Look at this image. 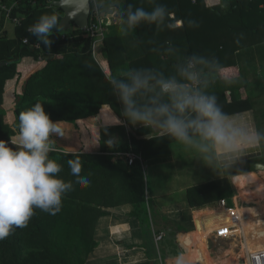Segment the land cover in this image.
<instances>
[{
	"label": "trees",
	"instance_id": "1",
	"mask_svg": "<svg viewBox=\"0 0 264 264\" xmlns=\"http://www.w3.org/2000/svg\"><path fill=\"white\" fill-rule=\"evenodd\" d=\"M53 1L59 0H0V4L8 3L11 8L6 17L21 24L16 26L15 38H0L1 140L10 141V137L17 135V131L6 123L2 104L5 86L19 76V66L25 58L45 62L46 65L25 82L21 91L16 89L14 113L17 130L19 114L40 102L52 120L59 122L58 127L64 133L78 121L100 124V113L104 107L119 117L123 116V105L110 83L111 78L123 79L126 72L135 69H152L165 76L176 75L178 67L184 65L188 58L193 55L202 57L204 51L200 44L209 30L229 25L231 21L246 26V29H249V24L264 25V0H219L212 6L207 5L206 0H97L99 11L105 16L110 14L114 3L116 17L120 21V24L108 26L111 28H107L105 39L96 45V51L101 48L99 52L106 63L100 65L93 52L94 42L87 31L59 32L63 13L52 5ZM159 5L173 13L172 22L167 26L142 21L134 28L128 27L129 6L133 11L136 8L151 11ZM46 13H55L60 18V24L48 37L51 43L47 45L29 32L30 26ZM178 21L183 25L177 26ZM25 40L29 44H25ZM37 45L40 48H36ZM197 67L206 80L217 77L219 73L215 67ZM107 70L111 77L106 76ZM247 106V101L241 100L229 105L227 110L235 113ZM163 137L168 143L174 141L166 134ZM133 149L137 152L136 148ZM124 150L128 152L130 149ZM118 151L114 149L109 153L103 149V144L100 154L52 150L50 158L62 165L58 175L71 182L72 187L66 192L58 212L50 214L37 209L26 227L14 228L8 237L0 240V264H87L100 246L97 238L100 220L106 216L107 209L121 205L124 196L131 206L130 216L141 222L145 234H152L151 205L147 200L141 163L136 161L129 165L126 154H117ZM77 158L82 164L81 175L90 182L87 186L76 182L78 177L71 174L67 163ZM262 162L239 164L235 167L236 173H253ZM223 183L218 191L222 197L232 198L229 181ZM162 264H167L164 257Z\"/></svg>",
	"mask_w": 264,
	"mask_h": 264
},
{
	"label": "crops",
	"instance_id": "2",
	"mask_svg": "<svg viewBox=\"0 0 264 264\" xmlns=\"http://www.w3.org/2000/svg\"><path fill=\"white\" fill-rule=\"evenodd\" d=\"M206 3L212 6L218 4L219 0H206ZM255 16L258 17L257 14ZM182 25V21L177 22V26ZM205 37L200 46L204 51L202 57L208 63L203 65L219 69L217 77L206 80L208 90L218 97L225 112L241 114L243 121L264 136L261 132L264 118V25L249 24V29H246V26L231 21L229 25L209 30ZM45 65V62L33 58L22 61L19 76L6 84L3 110L14 108L16 89L20 91L25 82L44 69ZM241 100L247 101L248 106L241 107V111L235 113L227 110L229 105ZM77 127L79 134L76 136L80 140L72 148H67L71 144L70 136ZM12 130L16 131L14 128ZM164 135L158 128L133 124L124 115L119 117L108 107L103 108L100 124L78 121L63 135H53L52 150H60L59 144H64L61 146L65 150L76 151L79 147L89 146L91 150L100 152L103 144V149L109 153L116 149L119 150L117 154L131 153L146 161L147 171L144 175L147 200L151 205L152 234H145L141 222L130 216L131 206L126 203L124 196L122 204L107 209L106 216L100 220L97 227L100 246L87 264H143L154 261L162 264L163 257L167 264H176L172 257L169 258L166 244V237L172 236V233L178 239L184 238L186 247L193 249L184 258L185 264L200 262L195 258L198 257L197 250L200 253L206 246L203 234L205 218L215 216L222 210L223 214L234 211L237 177L247 175H238L235 167L248 161L264 162V140L238 154L219 158L212 154V162L209 163L176 141L168 143ZM9 146L16 147L11 143ZM126 148L130 149L129 153L124 150ZM85 153L91 152L86 150ZM248 174L256 175L254 172ZM225 180L229 181L233 190L230 199L222 197L223 194L218 191ZM256 182L245 184L241 190ZM228 206L232 208L228 209ZM196 236L201 246L194 244Z\"/></svg>",
	"mask_w": 264,
	"mask_h": 264
},
{
	"label": "clouds",
	"instance_id": "3",
	"mask_svg": "<svg viewBox=\"0 0 264 264\" xmlns=\"http://www.w3.org/2000/svg\"><path fill=\"white\" fill-rule=\"evenodd\" d=\"M172 17L173 13L163 5L151 11L144 8L133 11L129 6L126 23L129 28L142 21L167 26ZM59 24L60 18L55 13H46L29 31L47 45L51 43L48 37ZM207 63L203 57L193 55L178 67L176 75L135 69L126 72L123 79L111 78L110 83L123 105V115L133 124L163 130L211 163L212 154L217 158L238 154L264 140V136L243 121L241 114L224 111L197 67ZM58 123L43 104L36 102L19 114V134L10 137L11 145L16 147L0 140V240L14 228L26 227L37 209L50 214L58 212L72 187L71 182L58 175L62 165L50 158V137L63 135ZM128 155L131 153L125 156ZM67 163L71 174L78 177L76 182L87 186L90 182L81 175L80 159ZM176 264H185L184 257H177Z\"/></svg>",
	"mask_w": 264,
	"mask_h": 264
},
{
	"label": "rangeland",
	"instance_id": "4",
	"mask_svg": "<svg viewBox=\"0 0 264 264\" xmlns=\"http://www.w3.org/2000/svg\"><path fill=\"white\" fill-rule=\"evenodd\" d=\"M193 2H196L197 0H192ZM13 2L11 1L10 4ZM114 11H111L110 14H107V22H109V26H114L117 24H120V21L117 19V9L115 7V4H112ZM11 12V8L8 6V3L0 4V38H15L17 33V27L20 26L19 23H15L14 21H11L9 18L6 17L5 14H9ZM106 14L104 13V16ZM63 16V14H62ZM103 16V15H102ZM103 16V17H104ZM3 19L4 25H3ZM111 27H108L110 29ZM76 29V27H73V30ZM30 32V31H29ZM101 48H98L93 51L94 55L96 56L97 60L100 61V65L103 63L106 64L103 60V54H101L100 51ZM41 62V61H39ZM107 77L110 76L109 70L105 71ZM17 83V87H18ZM6 87V86H5ZM21 91V90H20ZM5 92V89H4ZM4 104V103H3ZM2 104V105H3ZM9 104V103H8ZM17 104V101L15 103V106ZM14 106V108H15ZM3 108V107H2ZM14 108L6 111V123L8 127L16 129L17 133L19 131L17 130V117L14 113ZM103 114V109L100 113V119ZM260 114V113H259ZM15 116V119H14ZM261 132L264 134V118H262L261 121ZM79 134L78 127L76 128V132L70 136L69 142L71 141V144L67 148H72L74 146V143H78L80 138H78L76 135ZM50 138H55L53 135ZM58 137L56 136V140ZM1 140V139H0ZM10 143V141H8ZM67 144V143H66ZM60 149H63L61 145L64 146V144H59ZM77 147V145H76ZM92 147H83L78 148L76 151H83L86 150L91 152L89 154H100L98 151L91 150ZM68 150V149H66ZM72 151V150H70ZM261 166H264V162L261 164ZM256 175L258 176L259 181L256 183L251 184L249 187H245L244 190H241L235 185V191H236V202H234L233 212L227 211L225 214H223V210L220 213L215 214V216H209L205 218L206 222L203 224L204 227V236L206 237V246L204 247V250L200 251L197 250V258L200 260V262H205L206 264H210L208 262V259H211L216 261L218 264H230L229 260L233 259V254L236 255L237 261L239 260V264H244V259L247 258L246 251H247V240L244 236V231L242 230V220H241V213H259V216L257 219L262 221L260 230L264 231V170L255 171ZM252 194V195H251ZM247 197V198H245ZM252 197H254L252 199ZM252 199V200H251ZM232 208L228 206V209ZM254 224V222H253ZM176 235L172 233V236L166 237V244L167 249L169 252V258L172 257L173 261L176 262L177 257L183 256L184 258L188 257L190 253L193 251V249H188L185 245V239L181 238L178 239L175 237ZM206 253L208 254V259H206ZM174 264V263H173Z\"/></svg>",
	"mask_w": 264,
	"mask_h": 264
},
{
	"label": "water",
	"instance_id": "5",
	"mask_svg": "<svg viewBox=\"0 0 264 264\" xmlns=\"http://www.w3.org/2000/svg\"><path fill=\"white\" fill-rule=\"evenodd\" d=\"M52 5L63 13L59 32H71L73 27L86 31L90 25L92 14V0H59ZM4 64H1L3 67ZM256 170H264V166L257 165Z\"/></svg>",
	"mask_w": 264,
	"mask_h": 264
},
{
	"label": "bare ground",
	"instance_id": "6",
	"mask_svg": "<svg viewBox=\"0 0 264 264\" xmlns=\"http://www.w3.org/2000/svg\"><path fill=\"white\" fill-rule=\"evenodd\" d=\"M256 181H258V179L255 174H247L243 176H238L236 183H237V186L240 189H242L245 184L249 182H256ZM253 198L254 197H252V199ZM240 215H241V218L243 219L242 230L244 231V234H245L244 236L246 237V240H247V248H249L250 251L252 252H256L260 249H264V231L260 230L261 224L263 222L257 219L259 216V213H250V212L243 213L242 212ZM194 239H195L194 244L201 246L199 238L196 236ZM208 260L210 264H218L216 263V261L212 260L211 257ZM229 262L230 264H239V260L237 261V258L235 255L233 256V259L229 260Z\"/></svg>",
	"mask_w": 264,
	"mask_h": 264
},
{
	"label": "built area",
	"instance_id": "7",
	"mask_svg": "<svg viewBox=\"0 0 264 264\" xmlns=\"http://www.w3.org/2000/svg\"><path fill=\"white\" fill-rule=\"evenodd\" d=\"M92 4L94 7V10L92 12V23H90L88 29L86 30L88 32V36L92 38L93 40V51L96 49V45L99 42H102L105 39L106 33H107V28L110 25L109 22H107V17L104 16L98 8L97 0H92ZM113 8V6H112ZM114 11V8L112 9ZM104 17H103V16ZM96 22H94V19ZM66 38V37H63ZM25 44H29L28 40L24 41ZM36 48H40L39 45L35 46ZM128 161L129 165L134 164L136 161H139L141 163V167L144 171V173L147 171V166L145 162L142 160V158L137 157L134 154L128 155ZM233 212V211H230ZM247 258L244 259L245 263L244 264H264V249H260L256 252L250 251L248 248L246 251Z\"/></svg>",
	"mask_w": 264,
	"mask_h": 264
}]
</instances>
